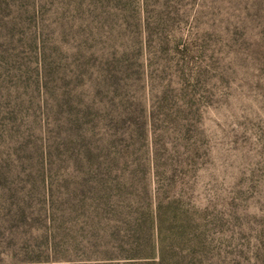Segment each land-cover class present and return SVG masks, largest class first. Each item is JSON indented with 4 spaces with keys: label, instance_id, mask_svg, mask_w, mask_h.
Instances as JSON below:
<instances>
[{
    "label": "rangeland",
    "instance_id": "rangeland-1",
    "mask_svg": "<svg viewBox=\"0 0 264 264\" xmlns=\"http://www.w3.org/2000/svg\"><path fill=\"white\" fill-rule=\"evenodd\" d=\"M0 264H264V0H0Z\"/></svg>",
    "mask_w": 264,
    "mask_h": 264
}]
</instances>
